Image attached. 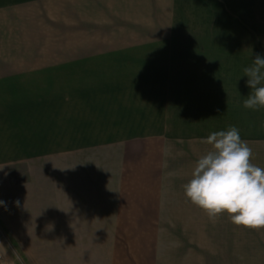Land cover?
Instances as JSON below:
<instances>
[{
	"label": "rangeland",
	"instance_id": "1",
	"mask_svg": "<svg viewBox=\"0 0 264 264\" xmlns=\"http://www.w3.org/2000/svg\"><path fill=\"white\" fill-rule=\"evenodd\" d=\"M0 51H123L107 59L108 69L124 61L120 81L139 83L134 93L143 97H166L167 132L209 135L236 126L261 166L264 109L243 107L251 92L243 69L264 57V0H0ZM54 60L29 55L11 63L52 67ZM153 81L164 83L141 87ZM11 175L26 179L21 162L0 165V252L9 264H50L52 213H11ZM108 214L117 223V213ZM140 214L151 215L118 220L146 231L117 234L110 256L119 264H264V230L236 226L226 214L213 221L205 213H152L149 223Z\"/></svg>",
	"mask_w": 264,
	"mask_h": 264
},
{
	"label": "crops",
	"instance_id": "2",
	"mask_svg": "<svg viewBox=\"0 0 264 264\" xmlns=\"http://www.w3.org/2000/svg\"><path fill=\"white\" fill-rule=\"evenodd\" d=\"M11 52L0 51V165L21 162L26 174L20 183L6 178L11 213H52L50 264H119L116 253L110 256L117 234L143 232L121 225L124 213H150L140 214L144 223L152 213H204L182 186L208 135L167 132L166 97L134 93L139 83L119 80L124 61L108 69L107 59L123 51ZM29 55L55 62L11 63ZM261 140L264 167V127ZM108 213H117V223L109 224Z\"/></svg>",
	"mask_w": 264,
	"mask_h": 264
},
{
	"label": "clouds",
	"instance_id": "3",
	"mask_svg": "<svg viewBox=\"0 0 264 264\" xmlns=\"http://www.w3.org/2000/svg\"><path fill=\"white\" fill-rule=\"evenodd\" d=\"M251 89L243 107L264 109V57L259 54L243 69ZM264 127V123L261 124ZM202 143L206 151L199 155L183 184L186 199L201 209L210 220L221 215L240 227L264 230V167L252 162L253 150L240 136L236 126L212 131ZM19 200L15 204L19 206ZM0 206L6 207L3 200Z\"/></svg>",
	"mask_w": 264,
	"mask_h": 264
},
{
	"label": "built area",
	"instance_id": "4",
	"mask_svg": "<svg viewBox=\"0 0 264 264\" xmlns=\"http://www.w3.org/2000/svg\"><path fill=\"white\" fill-rule=\"evenodd\" d=\"M0 264H9V263L5 260L3 254H2L1 252H0Z\"/></svg>",
	"mask_w": 264,
	"mask_h": 264
}]
</instances>
